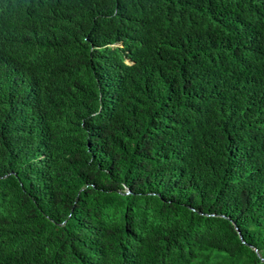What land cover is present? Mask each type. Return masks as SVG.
Returning <instances> with one entry per match:
<instances>
[{"label":"trees","instance_id":"16d2710c","mask_svg":"<svg viewBox=\"0 0 264 264\" xmlns=\"http://www.w3.org/2000/svg\"><path fill=\"white\" fill-rule=\"evenodd\" d=\"M0 264H264V0H0Z\"/></svg>","mask_w":264,"mask_h":264}]
</instances>
